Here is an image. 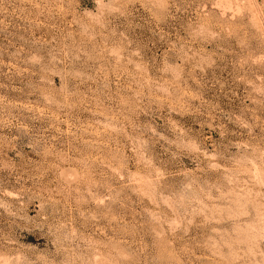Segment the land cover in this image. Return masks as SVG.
<instances>
[{
  "label": "rangeland",
  "instance_id": "rangeland-1",
  "mask_svg": "<svg viewBox=\"0 0 264 264\" xmlns=\"http://www.w3.org/2000/svg\"><path fill=\"white\" fill-rule=\"evenodd\" d=\"M0 264H264V0H0Z\"/></svg>",
  "mask_w": 264,
  "mask_h": 264
}]
</instances>
